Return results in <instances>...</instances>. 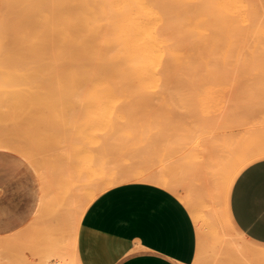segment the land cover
Returning <instances> with one entry per match:
<instances>
[{
  "label": "bare ground",
  "instance_id": "6f19581e",
  "mask_svg": "<svg viewBox=\"0 0 264 264\" xmlns=\"http://www.w3.org/2000/svg\"><path fill=\"white\" fill-rule=\"evenodd\" d=\"M13 1L0 0V7L5 8L3 11L7 10L4 11L6 14L12 12L11 16L18 15L15 17L17 21L11 16L6 17L9 15L0 17V52L2 54L5 50L8 53V62L7 58L4 59L8 67L2 65L0 71L3 74L6 72V75L21 76L17 80L23 81L22 86L28 83L23 76H29L28 80H36L41 76L35 84H31L35 89L25 88L29 91L46 87L55 90L64 88L61 90L65 92L85 90L107 94L105 98H112L108 94L114 96L111 93L141 92L150 95L159 90L165 92L171 88L176 91L188 87L197 90L204 86L201 81L206 75L255 70L259 65L244 62L264 59V0ZM12 21L16 25L10 29ZM8 30L14 33L9 38ZM213 61H222L223 64L211 63ZM40 71L44 74L37 75L36 72ZM185 73H189L192 78L188 84L183 80ZM48 75L49 82L42 83V78ZM53 78L56 79L57 87H52L55 83ZM108 103L111 104L110 101ZM208 135L204 136L207 140ZM229 136H225L226 139ZM235 137L233 135V139ZM204 138L199 141H204L203 146L207 144ZM215 139L216 143L211 139L208 142L216 144L215 147L211 145L212 150L208 145L205 146L211 150L210 154L214 152L217 155L213 151L219 144L218 138ZM262 152L264 148L260 144L248 145L240 151L232 152L234 155L230 154L227 173L220 182L209 175L214 173L210 171V168H215L216 163L213 161L210 164L207 162V165L197 164V161L193 165L181 162L174 173L162 169L115 171L105 179L86 182L81 195L75 191L67 195L66 201L59 202L58 215L64 218L65 224L59 232L48 235L40 260H33L30 264H81L77 254V235L86 209L105 190L129 182H151L178 196L189 209L197 227L198 251L194 264H211L212 255L207 256V246L215 249L245 245L238 234L230 233L234 228L226 214V190L234 171L249 157ZM196 157L200 159L201 156ZM44 185L36 210L39 216L43 214L40 213L41 206L53 203L49 201L53 199L49 196L50 190ZM15 255H0V264H4L5 258H10V264H25L21 257ZM258 257L264 264V251H259Z\"/></svg>",
  "mask_w": 264,
  "mask_h": 264
},
{
  "label": "rangeland",
  "instance_id": "374dc122",
  "mask_svg": "<svg viewBox=\"0 0 264 264\" xmlns=\"http://www.w3.org/2000/svg\"><path fill=\"white\" fill-rule=\"evenodd\" d=\"M0 9V17L3 15L1 18L9 15L4 12L7 10H2L5 8ZM11 14L12 12L6 17L10 18ZM16 15L11 16L13 20L17 19ZM14 22L12 21L13 26L10 29L16 25ZM12 31L8 32L7 38L13 36ZM3 53L0 52V61L4 63L0 62V68L8 65L5 64L8 62V53ZM211 63L223 64L222 61ZM244 63L257 64L260 67L255 70L243 69L206 75L201 81L204 86L197 90L188 87L175 91L170 88L172 92L169 89L165 92L159 90L158 93L152 92L150 95L125 92L128 96L124 92H117L116 95L118 94L117 97L121 100L114 97L115 93H111L114 96L108 94V97L112 96L111 100L105 98L107 94L101 95L85 90L86 93L83 90L69 92L67 88H65L67 92L61 90L64 88L55 90L46 86L29 91L27 89L31 90V84L33 82L35 84L41 76L36 80H28L29 76H23L28 82L26 85L29 84L27 87L21 85L23 81L17 80L21 79V76L6 75L4 69V74L0 71V153L12 156L17 162L23 160L35 174L37 173V177L45 180L44 184L50 190L49 196L53 197L49 200L53 202L52 205L41 206L40 213H43L41 216L35 213L23 228L0 236V255L6 257L16 254L25 264H30L33 260L38 261L40 255H43L48 235L59 232L65 224L64 218L58 215L59 202L66 201L67 195L75 191L81 195L86 188V182L105 179L115 171L132 169H162L174 173L181 162L193 165L194 161L200 165L215 162V168L209 167L214 173L209 175L220 182L227 173L226 167L231 162L229 157L232 152L253 144H260L264 148V59L248 60ZM38 73L44 74L42 71L36 72L37 75ZM48 77L49 75L42 78L44 80L42 83L49 82ZM183 80L188 84L192 78L189 73H185ZM55 86L57 87L56 81L52 87ZM104 98L110 99L111 104ZM233 135L237 138L233 139ZM225 136L234 141L229 139L226 142L228 139ZM216 137L219 144L213 151L217 152V155L214 152L210 154L211 147L216 146ZM203 138L207 141L205 145L211 150L202 145L204 141L199 143ZM210 139L215 141L213 145L208 144ZM231 142L234 144L231 145ZM228 143L230 149L227 148L230 147ZM220 144L223 146H219ZM201 145L203 150L199 149ZM202 151L206 153H200ZM198 155L201 156L200 159L196 157ZM261 158H264V152L249 157L233 175L246 163ZM42 221L45 222L42 224ZM43 225H46V228ZM230 233L236 234L232 230ZM77 236L80 239L81 255L86 264H116L131 251L123 246L114 253L87 255L83 244L85 234L78 230ZM206 250L207 256L214 254L213 248L207 246ZM4 261V264H10V258H5ZM226 264L230 262L227 261Z\"/></svg>",
  "mask_w": 264,
  "mask_h": 264
},
{
  "label": "crops",
  "instance_id": "0c3cea01",
  "mask_svg": "<svg viewBox=\"0 0 264 264\" xmlns=\"http://www.w3.org/2000/svg\"><path fill=\"white\" fill-rule=\"evenodd\" d=\"M43 185L23 160L0 153V236L30 222ZM225 209L245 245L213 249L211 264H263L258 252L264 251V158L246 163L232 176ZM80 230L87 255L131 249L116 264H194L197 257V227L189 209L170 190L151 182L124 183L102 192L86 209ZM79 242L78 236V258L86 264Z\"/></svg>",
  "mask_w": 264,
  "mask_h": 264
},
{
  "label": "snow or ice",
  "instance_id": "6c2138e0",
  "mask_svg": "<svg viewBox=\"0 0 264 264\" xmlns=\"http://www.w3.org/2000/svg\"><path fill=\"white\" fill-rule=\"evenodd\" d=\"M244 184H245V178L242 177V178H241V181H240V185L243 186Z\"/></svg>",
  "mask_w": 264,
  "mask_h": 264
}]
</instances>
